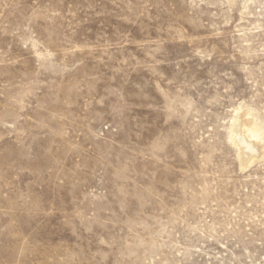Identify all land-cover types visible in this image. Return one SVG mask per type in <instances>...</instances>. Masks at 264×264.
Segmentation results:
<instances>
[{"label": "rangeland", "instance_id": "obj_1", "mask_svg": "<svg viewBox=\"0 0 264 264\" xmlns=\"http://www.w3.org/2000/svg\"><path fill=\"white\" fill-rule=\"evenodd\" d=\"M246 106L264 0H0V264H264Z\"/></svg>", "mask_w": 264, "mask_h": 264}, {"label": "bare ground", "instance_id": "obj_2", "mask_svg": "<svg viewBox=\"0 0 264 264\" xmlns=\"http://www.w3.org/2000/svg\"><path fill=\"white\" fill-rule=\"evenodd\" d=\"M225 1L230 6L236 3V0ZM249 1L253 0H242V4ZM230 124L228 139L237 150L239 166L247 168L258 160H264V117L259 111L251 106L237 107Z\"/></svg>", "mask_w": 264, "mask_h": 264}]
</instances>
